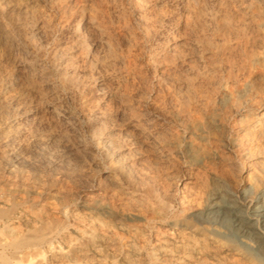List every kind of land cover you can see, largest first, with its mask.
Returning a JSON list of instances; mask_svg holds the SVG:
<instances>
[{
	"label": "bare ground",
	"instance_id": "1",
	"mask_svg": "<svg viewBox=\"0 0 264 264\" xmlns=\"http://www.w3.org/2000/svg\"><path fill=\"white\" fill-rule=\"evenodd\" d=\"M0 264H264V0L1 2Z\"/></svg>",
	"mask_w": 264,
	"mask_h": 264
},
{
	"label": "rangeland",
	"instance_id": "2",
	"mask_svg": "<svg viewBox=\"0 0 264 264\" xmlns=\"http://www.w3.org/2000/svg\"><path fill=\"white\" fill-rule=\"evenodd\" d=\"M3 1L4 0H0V3ZM2 17L6 18V21H8V22H12V23H9V27H11V26L13 27L14 25H16V23H19L20 25H24L26 23V16L21 12L18 13V10L15 6L13 7V11L11 13H9V15H7V16L3 15ZM13 33L15 35H18L20 33L19 29L16 26L13 29ZM146 43H147V46H151V48L153 49V51L155 53L159 52L160 49L162 48L161 42L158 40H154V39L151 40L150 39V40H147ZM40 59L44 62V64H47L48 60H49V56L46 54H43L40 57Z\"/></svg>",
	"mask_w": 264,
	"mask_h": 264
}]
</instances>
